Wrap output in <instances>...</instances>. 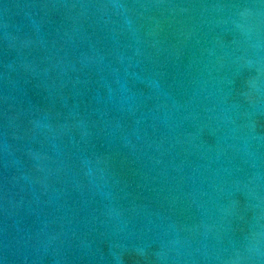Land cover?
<instances>
[{"label": "water", "instance_id": "95a60500", "mask_svg": "<svg viewBox=\"0 0 264 264\" xmlns=\"http://www.w3.org/2000/svg\"><path fill=\"white\" fill-rule=\"evenodd\" d=\"M0 264H264V0H0Z\"/></svg>", "mask_w": 264, "mask_h": 264}]
</instances>
